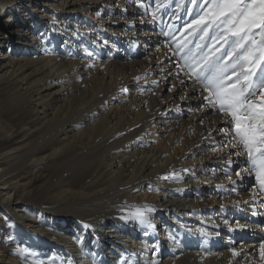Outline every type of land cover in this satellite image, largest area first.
Masks as SVG:
<instances>
[{"label": "bare ground", "instance_id": "6f19581e", "mask_svg": "<svg viewBox=\"0 0 264 264\" xmlns=\"http://www.w3.org/2000/svg\"><path fill=\"white\" fill-rule=\"evenodd\" d=\"M175 1L166 31L154 0H0V204L66 264H264V192L188 74L207 5Z\"/></svg>", "mask_w": 264, "mask_h": 264}, {"label": "snow or ice", "instance_id": "6c2138e0", "mask_svg": "<svg viewBox=\"0 0 264 264\" xmlns=\"http://www.w3.org/2000/svg\"><path fill=\"white\" fill-rule=\"evenodd\" d=\"M204 3V13L189 27L193 33H201V41L208 36L209 28L214 27L215 35L209 38L210 44L195 45L200 51L191 57L188 74L204 80V90L209 93L205 100L230 118L231 139L241 146L238 151L247 153L255 180L264 192V0ZM219 41L223 43L216 47ZM225 45L229 50L221 52ZM150 211L138 209L135 215L145 217ZM259 254L264 260V244Z\"/></svg>", "mask_w": 264, "mask_h": 264}, {"label": "rangeland", "instance_id": "374dc122", "mask_svg": "<svg viewBox=\"0 0 264 264\" xmlns=\"http://www.w3.org/2000/svg\"><path fill=\"white\" fill-rule=\"evenodd\" d=\"M170 1L172 0H164L165 3ZM176 1L174 9L175 7L177 8L179 6V3L182 0ZM159 2L161 5H159ZM165 3H163L162 0H154L153 7L158 8V15L161 14L164 17L163 18L161 15H159L160 18H162V21L165 26L167 25L166 31H168V27L172 22L170 20L172 19H170V10H167L169 9V7ZM7 19L8 15H0V26H5L3 22H5ZM41 21H45V17H42ZM5 90L6 89L3 90V86L0 85V112H3L7 108H9V105L4 100L6 99L4 94ZM27 179L28 178L25 176L21 179V182L24 183L25 181H27ZM11 211L12 210H9L8 207L2 206L0 204V250L9 254L10 257L16 259L20 264H66L63 255H61V252L56 248L55 245L49 244L40 239L39 236L33 230L22 227L14 218L13 211ZM214 241L215 239H211L212 244L214 243ZM220 241H223V239L221 238Z\"/></svg>", "mask_w": 264, "mask_h": 264}]
</instances>
